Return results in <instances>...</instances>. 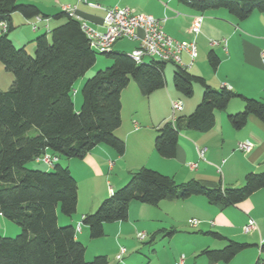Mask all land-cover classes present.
Wrapping results in <instances>:
<instances>
[{
  "label": "trees",
  "instance_id": "16d2710c",
  "mask_svg": "<svg viewBox=\"0 0 264 264\" xmlns=\"http://www.w3.org/2000/svg\"><path fill=\"white\" fill-rule=\"evenodd\" d=\"M100 1V0H95ZM199 13L225 9L237 20L252 12L264 13V0H177ZM27 18L40 15L38 7L19 0H0V63L11 72L12 81L0 89V214L17 223L21 232L15 237L0 236V264H109L97 254L85 258V246L76 238L71 224L60 226L58 210L71 217L77 208L78 184L62 159H83L97 145L111 147L118 155L125 144L115 135L121 123V91L132 80L142 95H149L166 84V62L149 60L136 63L129 52L110 49L100 52L111 60L103 70L90 75L81 86L79 110L73 104V84L96 61V50L81 22L66 11L53 15L64 21L34 39L33 54L16 47L8 34L14 29L12 13ZM113 46V45H112ZM207 62L216 69L219 57L213 50ZM172 84L184 97H192L194 84L202 87L200 101L188 115H179L156 129L154 149L164 158L175 155L178 135L184 130L207 131L215 123V111L226 109L229 101L239 97L243 108L230 113L234 129L242 128L249 116L264 124V102L245 97L222 87L209 86L204 78L173 63ZM56 157L53 170H37L26 164L44 154ZM37 162V161H36ZM264 188V170L248 172L239 186L207 185L191 179L176 183L166 174L148 167L132 172L128 180L105 197L96 209L83 215L89 236L104 234L105 223L124 221L129 202L134 200L157 205L163 199H186L204 195L211 203L225 208L235 205L253 192ZM159 230L157 233H161ZM173 231H167L170 235ZM213 238L225 239L218 249H204L201 254L212 262L230 261L247 243L208 232ZM264 250V240L259 245ZM254 264H264L257 258Z\"/></svg>",
  "mask_w": 264,
  "mask_h": 264
},
{
  "label": "crops",
  "instance_id": "0c3cea01",
  "mask_svg": "<svg viewBox=\"0 0 264 264\" xmlns=\"http://www.w3.org/2000/svg\"><path fill=\"white\" fill-rule=\"evenodd\" d=\"M19 1L36 5L43 20L33 29L30 23L36 16L27 18L19 12L12 13L14 29L8 36L15 46L18 43L24 47L27 43L32 48L38 34L49 35L52 27L64 21L53 19L54 14L63 11V6L70 7L73 17L81 23L101 31L105 9L123 5L136 13L150 14L159 19L163 31L175 40L193 41L196 56L192 63L185 49L180 53L181 59L183 63L190 64L187 69L192 74L202 76L213 89L229 85L228 90L264 101V62L261 56L264 51V13L254 11L246 19L237 20L225 9L199 13L177 0H90L99 6H91L85 0ZM198 15L202 16V21L199 32L193 34L190 26ZM2 26L0 24V32ZM130 41L133 49L137 41ZM114 44L112 49L116 50ZM209 50L219 57L214 70L207 62ZM173 68L166 72L164 69L165 86L147 96L142 95L131 80L121 91V123L114 133L124 141L122 155L100 144L83 159L65 161L78 184V201L76 212L71 217L62 218L57 213L58 223L61 220L75 228L80 226L76 238L85 246L87 260L103 254L109 264H174L179 259L178 253L182 252H178L177 247L173 248V244L184 238L189 251L183 255V264H253L256 251L244 253V250L257 246L256 242L264 239V188L225 208L209 202L204 195H192L183 200L163 199L157 205L132 200L127 219L105 223L104 234L98 238H91L87 226L81 222L84 214L94 211L105 197L128 180L132 172L143 166L171 176L178 184L195 179L207 185L222 186H239L248 172L264 170V124L249 116L242 128L234 129L228 121L230 113L243 107L239 97L232 98L226 109L215 111V123L211 129L181 131L172 158L158 155L154 149L156 129L179 115H188L202 95L199 84H194L192 97L179 94L172 84ZM173 100L182 104V109L174 116L171 110ZM74 108L77 109L76 100ZM245 140L251 143L248 151L237 147L238 142ZM200 150L203 151L202 156ZM188 163L195 166L190 167ZM192 218L198 220L195 227L189 225ZM250 218L255 226L244 233L242 227ZM159 230H163V238L157 233ZM170 230L173 232L166 235ZM211 231L249 246L228 262H212L201 252L222 248L226 240L211 237L207 234ZM138 232L145 233L143 240L137 238ZM156 238L166 242L162 252L155 245ZM120 247H124L125 252L119 261L115 256Z\"/></svg>",
  "mask_w": 264,
  "mask_h": 264
},
{
  "label": "built area",
  "instance_id": "2783aa9c",
  "mask_svg": "<svg viewBox=\"0 0 264 264\" xmlns=\"http://www.w3.org/2000/svg\"><path fill=\"white\" fill-rule=\"evenodd\" d=\"M85 1L91 6H99L90 0ZM63 10L73 16V11L70 7L63 6ZM42 20V17L39 15L36 16L35 20L30 23L32 28L36 29L37 23ZM201 21L202 16L200 15L194 18L190 26L191 33L197 34L199 32ZM160 22L161 21L159 19L150 14L136 13L129 7L113 6L105 9V14L103 16V29L101 31L89 27L85 23L81 24L83 31L89 39L90 47L98 52H106L112 48V45L117 40L126 38L137 41V45L129 52V56L136 63H140L146 56H148L152 58L155 57L158 60L165 62L176 63L183 68H188L196 56L194 42H181L175 40L163 31ZM183 49L189 53L191 58L189 65L183 63L181 59L180 53ZM261 56L262 61L264 62V51L262 52ZM224 87L230 89L229 85H225ZM181 109L182 104L180 101H171L172 116H174L176 111ZM173 120L174 119H172V121ZM237 147L240 150L248 151L251 148V143L246 140L241 141L237 143ZM199 152L200 156H202L203 151L200 150ZM35 161L52 165L56 161V157L46 153L42 156L36 157ZM188 166L194 167L195 164L188 163ZM197 223V219L192 218L189 220V225L191 227H195ZM254 226L255 222L250 218L247 223L243 225L242 232L248 233L254 228ZM79 230L80 226L78 225L75 228V232L77 233ZM136 236L139 240H143L145 238V233L138 232ZM263 240L260 242V244L263 242ZM124 252L125 248L120 247L118 253L115 256L116 259L120 261ZM183 259V255H180L179 259L174 264H183Z\"/></svg>",
  "mask_w": 264,
  "mask_h": 264
},
{
  "label": "rangeland",
  "instance_id": "374dc122",
  "mask_svg": "<svg viewBox=\"0 0 264 264\" xmlns=\"http://www.w3.org/2000/svg\"><path fill=\"white\" fill-rule=\"evenodd\" d=\"M119 6L122 7L123 5H119ZM20 46L21 45H18V43H16V47H20ZM34 47H35V45H33V47L31 48V45L26 43L25 46H24V49L28 53L33 54ZM132 47H133V42L130 41V40L124 39V40H121V41H117L114 44L113 48H115L116 50H119V51L130 52L132 50ZM144 59H145V60H143L144 62H147V61L152 60V59L158 60L155 57L152 58V57H148V56H146ZM110 64H111V60L108 57H106L104 54L96 51V61L94 62V64L91 66V68L82 77L78 78L73 84V87H72L73 88V96L72 97H73V104H74V100H76V102H77V109L76 110H79L80 105H81V98H82V96H81V86L83 85L84 81L90 75H92L93 73L97 72L98 70L105 69ZM172 66H174L172 63L167 62L166 63V67H165V72H166V70L172 69ZM11 81H12L11 72L6 71L3 68V66L1 65V63H0V89L1 90H6L9 87V85L11 84ZM80 84H82V85L80 86ZM262 102H264V101H262ZM238 111L239 110H237L235 112H238ZM58 161H59L58 163L62 167H66V162H65L66 159L59 158ZM26 167L30 168V169H37V170H42V171H44V170H46V171L47 170L48 171L49 170H53V165H49V164H46L44 162H36L35 160H32V161L28 162L26 164ZM82 190L83 189L81 188V191ZM57 213H58V216H60L62 218L67 217V216L62 215L59 210H58ZM59 225L60 226H64L65 224L62 223L61 220H60V224ZM188 231H191V230L188 229ZM20 232H21V227L17 223H15V222L3 217L0 214V236H3V237H15ZM159 234H160V238H163L161 233H159ZM180 237H183V236H180ZM160 240H162V239L156 238L155 245L159 249V251L162 252L163 246H166V242L160 241ZM185 244L186 243H184V238L183 239H178L177 241H175V244H173V248L177 247L176 250L178 252H182V253H178L179 257H180V255H184V253H185V255L188 254L187 252L189 251V245H185ZM256 244H257V246H253V247H250V248L244 250V251H246L244 253H249L250 251H256L255 252V259L253 261V264H254L255 260L257 259V256H260L261 260H264V251L260 252V249H259L260 242H259V240L256 242Z\"/></svg>",
  "mask_w": 264,
  "mask_h": 264
}]
</instances>
